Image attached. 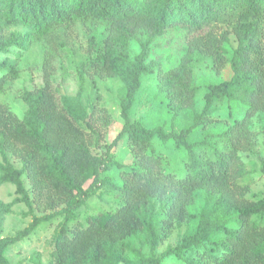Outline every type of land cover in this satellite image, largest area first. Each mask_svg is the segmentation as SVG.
Returning <instances> with one entry per match:
<instances>
[{
	"label": "trees",
	"instance_id": "16d2710c",
	"mask_svg": "<svg viewBox=\"0 0 264 264\" xmlns=\"http://www.w3.org/2000/svg\"><path fill=\"white\" fill-rule=\"evenodd\" d=\"M75 19L108 23L102 48L97 50L95 69L100 74L122 81L118 94L123 125L104 155L88 156L84 165L85 174L81 176L72 157L71 143L60 145L55 150L50 149V133L41 117L47 95L45 89H25L21 92L20 97L27 105L23 116L26 134L32 141L33 148L45 160L42 173L65 195V206L62 208L64 219L55 237V259L60 264H76L71 260L61 259L66 248L84 235L104 231L120 221L116 214L98 212L88 217L84 224L79 220L78 210L95 193L101 171L122 167L110 154V150L126 137L138 166L131 171L134 178L151 176V166L145 159L150 162L157 159L152 153L154 139L172 143L177 149L186 151L184 174H157L153 178L152 192L203 189L208 193L196 232L185 235L173 252L178 254L179 250L196 247L197 257H192L188 264H264L258 252L248 250L241 244L244 232L251 226L253 215L264 212V198L244 199L233 186L237 176L233 169L237 151L236 138L238 133L245 137L248 134L247 115L242 120H236L220 134L221 145L209 141L208 137L188 140L193 125L166 131L162 126L145 127L129 115L141 86V75L147 73L156 72L173 109L178 111L192 104L194 91L189 90V84L185 82L181 88L176 89L162 65L154 59L149 60L147 56L148 51L158 43L151 44L175 25L179 41L184 43L189 52L211 56L217 72L227 63L231 70L230 78L209 86L205 105L199 115L203 125L214 120L208 116L211 104L224 99L248 110L264 109V0H0V53L9 52L10 47L17 48L13 58L5 57L0 60V70L3 71L0 75V88L18 77V62L34 43L53 28ZM218 24L225 26L219 33L215 31ZM14 25L25 27L24 34L5 31L8 26ZM132 40L137 41L142 48L133 57L129 51ZM84 72L81 65L78 70L77 94L61 98L68 115L80 121H84L87 116L79 97L84 86ZM185 94H188L187 100L184 99ZM73 144L79 151H87L81 137L74 139ZM5 148V141L0 138V153L3 156L0 160V186L12 183L15 186V197L11 204L24 203L30 207V199L21 179L23 169L14 167L4 158ZM146 149L151 153H139ZM27 162L25 159L24 167L28 166ZM261 170L264 172V163ZM89 179L91 182L85 188L83 181ZM123 192V208L127 211L131 208L135 194L128 187H124ZM140 206L144 207L145 201ZM138 208L135 205L131 211L136 213ZM232 216L237 221L236 226L227 224L226 220ZM45 219L46 217H33L30 225L13 238L0 237V264H10L4 255L9 244L23 239ZM209 221L215 222L211 228ZM148 230L155 241L158 238L155 230L150 225ZM164 235H167L166 229ZM125 250V246L119 244L114 252L102 256L99 239L96 237L91 240L80 264H119ZM160 263L161 258L154 255L143 262Z\"/></svg>",
	"mask_w": 264,
	"mask_h": 264
},
{
	"label": "rangeland",
	"instance_id": "374dc122",
	"mask_svg": "<svg viewBox=\"0 0 264 264\" xmlns=\"http://www.w3.org/2000/svg\"><path fill=\"white\" fill-rule=\"evenodd\" d=\"M107 26V22L75 19L53 28L20 58L17 65L18 77L0 88V138L4 139L6 145L4 158L14 167L23 169L21 179L31 203L30 207L24 203L11 204L15 197V186L10 182L0 186V237L11 239L20 230L27 228L33 217H46L23 239L6 247L4 255L10 264H60L55 259L53 250L56 233L64 219L62 208L65 206L64 192L42 173L45 160L33 148V143L26 134L23 116L27 105L20 94L25 89H45L47 95L41 117L50 133V149L55 150L60 145L71 143L72 157L77 163L79 175L83 176L88 156L104 155L123 125L118 94L123 83L120 79L100 74L95 69L97 50L102 48ZM224 29L223 24L215 27L218 33ZM5 31L24 34L26 28L14 25L8 26ZM132 42L136 43L139 51L133 49ZM154 43L158 44L148 51V59H154L162 65L176 89L181 88L185 82L189 84V90L194 91L192 104L178 111L173 109L156 72L147 73L141 75V86L130 109V117L145 127L162 126L166 131L193 125L188 140L208 137L209 141L221 145L220 134L236 120H242L247 115L248 138L242 133H238L236 138L237 151L233 169L237 176L233 186L244 199L264 198V172L261 170L264 163V109L248 110L224 99L211 104L208 116L214 120L203 125L199 115L206 102L205 95L211 84L230 78L229 64H225L217 72L211 56L189 52L184 43L179 41L177 25L151 45ZM129 51L133 57L142 48L137 41L132 40ZM16 52V47H10L9 52L0 53V60L5 57L13 58ZM81 65L85 72L84 86L79 97L87 111L84 121L69 116L61 101L64 95L77 94L78 70ZM2 72L0 70V75ZM7 97H11L13 103L23 105L22 118L11 111L10 105L5 102ZM184 99H188V94H185ZM78 137L84 140L86 152L79 151L73 144V140ZM152 146V153L157 159L154 162L145 159L151 166V176L148 178L131 176V171L138 166L126 137L111 148L110 154L122 167L101 171L96 191L79 208L78 217L86 224L88 217L102 212L116 214L120 221L104 231L84 235L64 250L61 255L63 261L71 260L80 264L91 240L96 237L99 239L102 256L114 252L119 244L125 246L126 250L119 264H143L151 255L160 257V264H188L192 257H197L196 247L179 250L178 254L173 249L185 235L196 232L208 193L203 189L152 192L153 178L157 174L174 172L180 176L177 171H169L173 168L174 157H178L180 149L172 143H163L157 139L153 140ZM184 152L185 156L179 160L183 173V163L187 156L185 150ZM139 153L150 154L151 151L146 149ZM2 159L0 153V160ZM25 159L28 160L27 167H24ZM90 182L91 179L83 181V186L86 188ZM124 187L130 188L135 194L131 208L127 211L123 208ZM194 192L201 195L193 196ZM197 199L202 201V206H197ZM142 201H145L144 207L140 206ZM135 205L139 207L136 213L131 211ZM226 221L231 226L237 225L234 216ZM214 224V221H209V228ZM148 225L158 236L155 241L152 240ZM250 225L242 236L241 244L248 250L258 252L264 260V212L253 215ZM165 229L167 235H164Z\"/></svg>",
	"mask_w": 264,
	"mask_h": 264
},
{
	"label": "clouds",
	"instance_id": "9594fccd",
	"mask_svg": "<svg viewBox=\"0 0 264 264\" xmlns=\"http://www.w3.org/2000/svg\"><path fill=\"white\" fill-rule=\"evenodd\" d=\"M132 47L136 51H139V48H138V46L136 45L135 42H132ZM17 86H19V82H18ZM5 102H7L10 105L11 111L15 115H17L18 117L22 118V115H23V105L22 104L13 103L12 100H11V97L5 98ZM132 112L133 113L135 112V107H133ZM217 131H219V129ZM184 156H185L184 150L180 149L178 157H174L173 168L169 169V171H177L178 174L180 176H182L184 173H183L182 166L179 164V160L182 159ZM199 195H201V194L196 193V192L193 193V196H199ZM197 206L198 207L202 206V201L200 199H197Z\"/></svg>",
	"mask_w": 264,
	"mask_h": 264
}]
</instances>
